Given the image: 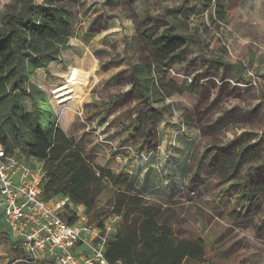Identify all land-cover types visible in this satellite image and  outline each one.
<instances>
[{"label": "rangeland", "instance_id": "obj_1", "mask_svg": "<svg viewBox=\"0 0 264 264\" xmlns=\"http://www.w3.org/2000/svg\"><path fill=\"white\" fill-rule=\"evenodd\" d=\"M212 1L225 5V20L208 0H65L69 44L31 82L95 163L167 173L175 190L161 221L207 242L206 261L185 264H264V0ZM20 4L0 0V22L7 6ZM182 6L164 19L165 9ZM167 27L200 43L168 61L153 40ZM145 63L149 88L132 74ZM178 88L189 91L165 96ZM21 98L31 110L28 94ZM164 127L165 156L157 148ZM152 188L142 194L160 200ZM113 190L109 184L99 197L105 220Z\"/></svg>", "mask_w": 264, "mask_h": 264}, {"label": "trees", "instance_id": "obj_2", "mask_svg": "<svg viewBox=\"0 0 264 264\" xmlns=\"http://www.w3.org/2000/svg\"><path fill=\"white\" fill-rule=\"evenodd\" d=\"M208 2L214 4L219 19L225 20V5L221 1ZM182 8L165 9L164 19L171 14L178 17ZM72 27L71 9L65 0H21L19 8L7 6L0 22V143L11 152L18 148L27 157L42 161L47 172L45 198L69 196L74 204H83L90 221L98 220L96 226L102 233L105 218H100L103 212L98 208V199L109 184L116 188L111 212L120 215L121 220L106 242L105 254L110 262L204 263L206 241L201 237L181 238L172 226L161 221L163 205L149 201L136 190L129 172H114L95 163L76 138L60 126L45 90L31 82L39 68H47L61 57ZM153 40L157 53L171 62L177 61L189 41L200 43L196 36L172 33L170 27ZM147 72L146 63L135 67V84L140 85L142 78L148 77ZM186 91L189 89L178 88L165 96ZM21 93L32 100L31 110L24 108ZM64 217L74 222L77 215L68 206Z\"/></svg>", "mask_w": 264, "mask_h": 264}, {"label": "built area", "instance_id": "obj_3", "mask_svg": "<svg viewBox=\"0 0 264 264\" xmlns=\"http://www.w3.org/2000/svg\"><path fill=\"white\" fill-rule=\"evenodd\" d=\"M46 174L42 161L27 157L18 148L11 152L0 143V211L13 238L27 252L25 260L31 264L44 260L123 264L110 262L105 254L112 228L105 224L102 233L86 213L76 212V220L70 222L64 217L72 203L69 196L45 198Z\"/></svg>", "mask_w": 264, "mask_h": 264}, {"label": "crops", "instance_id": "obj_4", "mask_svg": "<svg viewBox=\"0 0 264 264\" xmlns=\"http://www.w3.org/2000/svg\"><path fill=\"white\" fill-rule=\"evenodd\" d=\"M158 119H161V118H158ZM168 131H169L168 128H165V127L162 129L159 128V130L157 131L158 140H159L157 148H159V150L163 156H165V149H166V147H167L166 145L168 143V138H169ZM142 141H143V139H142ZM142 147L143 146H140L139 149H141ZM84 150L89 155L93 154L91 152H88L85 148H84ZM97 164H100V165L107 167V168H111L114 172H129L130 176H131V182L133 183L136 190H138L141 194H142V192L146 191L147 189H151L154 185H156L152 188V190H154L155 196L157 198H159L160 200L157 199V201H154V202H159L160 204L163 205L162 216H163V214H165V212L167 210L166 208L169 207L168 203L170 202V201L167 202V200L174 197L173 192L175 190V186L172 184L171 179L168 178L166 175L167 173H165L164 171H159V170L157 171L155 169H149L148 167H146L145 171H142V172L140 171V173L139 172H135V173L133 172L132 173V170L130 172V164L128 161L125 162V166L117 169L116 171L110 165L102 164V163H97ZM134 174L137 175V178H134ZM164 177H167V178H164ZM112 187L114 188V190H113V196H114L116 188L113 185H112ZM103 192H105V190ZM103 192H102V194H103ZM171 194H173V195L171 196ZM246 199L250 200L251 198L246 197ZM98 204H99V199H98ZM69 207L74 209L75 212H79L82 214L83 213L88 214L86 212V208L83 204L76 205L72 202L69 205ZM120 220H121V216H120V218H118L117 214H112L110 217H108L105 220V224L108 225L110 228H112V230L115 233V231H117ZM164 223L169 224L170 226H172L175 229V227L173 226V224L171 222H169V223L164 222ZM177 234H178V232H177ZM179 236L181 238H185V239H193V238L201 237V236L187 237V236H183V235H179ZM111 237H112V235H111ZM201 238L204 239V237H201ZM26 256H27V252L25 251V249L23 248L21 243L13 238L8 227L4 223L2 212L0 211V264H28V262L25 260Z\"/></svg>", "mask_w": 264, "mask_h": 264}]
</instances>
